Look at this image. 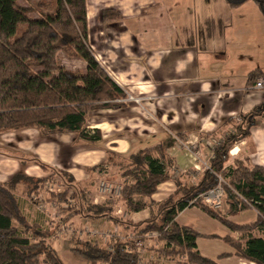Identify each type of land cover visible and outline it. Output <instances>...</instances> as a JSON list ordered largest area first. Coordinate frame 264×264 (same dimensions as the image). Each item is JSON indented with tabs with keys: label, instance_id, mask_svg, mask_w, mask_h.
Instances as JSON below:
<instances>
[{
	"label": "trees",
	"instance_id": "16d2710c",
	"mask_svg": "<svg viewBox=\"0 0 264 264\" xmlns=\"http://www.w3.org/2000/svg\"><path fill=\"white\" fill-rule=\"evenodd\" d=\"M248 1H254L264 15V0H226L231 8ZM30 11L18 0H0V134L38 129L45 136L73 133L86 140H100V131L87 126L90 112L119 107L122 102L115 100L127 94L95 55L89 37L87 0H55L52 12L37 17L31 16ZM101 19L112 23L123 19V15L116 8H105ZM22 24L26 29L17 36ZM62 56L83 60L87 63L86 72L65 66ZM259 74V70L251 72L248 84H255ZM258 116L264 120V104L240 115V119L229 120L231 130L216 144L209 168L204 169L196 182L173 177L170 169L175 164L163 145L129 156L131 162L123 175L133 176L134 182L123 184L121 198L129 212L150 207V217L139 222L113 215V199L100 204L90 201L83 189L49 191L47 185L53 182L56 173L43 177H34L26 171L15 173L0 182V264H67L50 239L76 215L91 220L109 217L127 234L125 239L118 235L103 243L73 239L71 253L83 259L82 264H141L137 242L147 241L155 234L162 243L155 250L157 255L183 256L177 264H223L222 260L231 255L264 264V164L249 165L239 158L230 163L235 144L247 138L261 122ZM38 163L44 169L48 167L41 160ZM59 173L64 176L59 177L60 184H64V178L73 181L65 170ZM219 175L225 181V212L204 204L200 198L219 184ZM167 181H173L177 189L165 201H155L153 195ZM44 189L49 197H35ZM137 196L147 197L148 205L137 201ZM44 202L62 203L60 221H47L39 209L38 220L27 212L28 204L34 208ZM189 206L201 208L233 233L247 232V239H237L233 233L202 234L191 225L180 224L176 217ZM249 208L258 212L253 223L240 224L228 219L229 215ZM199 237L220 239L234 251L216 258L204 256L196 243Z\"/></svg>",
	"mask_w": 264,
	"mask_h": 264
},
{
	"label": "crops",
	"instance_id": "0c3cea01",
	"mask_svg": "<svg viewBox=\"0 0 264 264\" xmlns=\"http://www.w3.org/2000/svg\"><path fill=\"white\" fill-rule=\"evenodd\" d=\"M87 8L95 55L127 96L115 100L122 102L119 107L90 112L87 126L100 131V140L66 133L54 142L32 129L37 134L29 138L31 147L51 166L56 179L60 180L59 169L72 175L73 182H67V187L77 181L88 186L108 172L113 175V169L115 173L120 170L125 182L133 183L134 179L129 180L132 177L123 175L116 159L156 145H163L177 170H202L215 143L231 130L229 120L240 119L264 104V88L248 84V76L255 70H259L258 77H264V15L254 1L231 8L226 0H87ZM105 8L120 10L123 19L104 23L101 11ZM83 68H87L86 62ZM257 119L261 122L235 144L231 159L264 164V120L261 116ZM37 136L41 142L34 141ZM87 190L91 197V190ZM175 190L173 181L161 183L153 199L162 202ZM136 200L147 205L150 201L144 196ZM150 213L147 206L130 212L129 220L139 222ZM38 216L34 218L40 219ZM257 216V210L249 208L228 219L248 224ZM176 221L202 234L233 233L197 206L180 211ZM196 243L207 257L234 251L216 238L199 237ZM222 263L255 264L235 255Z\"/></svg>",
	"mask_w": 264,
	"mask_h": 264
},
{
	"label": "rangeland",
	"instance_id": "374dc122",
	"mask_svg": "<svg viewBox=\"0 0 264 264\" xmlns=\"http://www.w3.org/2000/svg\"><path fill=\"white\" fill-rule=\"evenodd\" d=\"M19 4L22 6L30 7V15L33 17L40 16L41 14L50 13L55 9V0H18ZM26 29V25L22 24L20 25L17 36L21 35L22 32ZM102 43H106L105 41L99 39ZM98 57V56H97ZM101 61H103L102 58L99 57ZM62 63L71 68V69H79L80 72L85 73L86 68H83L84 61L79 58H70L68 56H62L61 59ZM89 120V118H88ZM36 130H20V131H13V132H4L0 134V182H5L8 179H10L15 173L19 171H26L29 175H32L34 177H43L45 175L51 174L53 169H50L49 166L44 169L39 163L38 160L43 161L40 158V155H38L37 150L35 151L31 147L32 141H30L29 138L32 134H37L35 132ZM38 137V136H37ZM34 137V141L39 140V137ZM61 137V135H47V139H52L54 142L57 141ZM43 139V138H40ZM30 141V142H29ZM220 141V140H219ZM217 143H215L216 145ZM118 161V165H121V171L123 170L125 173L128 170V165L131 162L129 157H119L116 159ZM233 162L234 159H231ZM44 162V161H43ZM45 163V162H44ZM120 168V167H119ZM118 168V169H119ZM202 168V167H201ZM49 169L47 172L46 170ZM117 169V168H116ZM117 169V170H118ZM61 169L57 171V174L60 175ZM114 173L113 175H104L99 177V179L89 184V188L87 185H85L83 182L74 183L73 185H70L71 190L80 189V187H84L86 191H89L87 189L91 190V197L89 198L90 201H107L108 199H113L115 202L112 206V213L118 218L124 219L129 221L130 212L121 198V193L119 194L117 191L112 190L110 193H103L100 192V185L103 180H107L108 182L112 183L114 187H117V185L124 184V179L121 177V172L118 170L117 173L115 169L112 170ZM170 172L172 173L173 177H185V179H188V181L196 182L200 174L204 172V170H197L196 168L191 169L186 172H181L177 170V168L172 167L170 169ZM121 177V178H120ZM129 177H133L129 175ZM120 178V179H119ZM133 178H129L131 180ZM64 184H60L58 179H54L53 182L48 186V188L51 190L56 191H62L67 188L66 185H68L67 181L69 179L64 178ZM73 182V181H68ZM176 187V185H175ZM47 188V189H48ZM87 188V189H86ZM177 189V187H176ZM38 194H35V197H41L46 199L49 197L48 192L46 189L41 190V192ZM165 201V200H164ZM205 203V202H203ZM62 203H56V202H44L43 204L39 205V209H41L42 212L45 213L47 216V221H60V218L62 216V212L60 211V206ZM206 204V203H205ZM225 204V202H224ZM207 205V204H206ZM209 206V205H208ZM32 208V207H31ZM29 204L27 205V212L31 213L33 215L32 217H36L38 212L37 208L35 207V211L33 212V208L31 209ZM223 209L226 210V205L223 206ZM222 209V210H223ZM40 211V210H39ZM37 213V214H36ZM43 225V227H45ZM97 229L98 231H106L112 234V237L120 236L122 239H125L127 236L124 229L120 228L119 225L115 223L111 218H101L97 221L89 220L87 218L82 217L81 215H76L74 218H72L67 224H63L62 227L57 231L56 236L50 239V242L55 246V248L59 251L60 255L65 259L67 264H82L84 263V260L78 257H75L70 250V247L72 246V243L75 242L73 239L83 238V239H92V240H98L100 242H104L105 239L102 236H92L91 231ZM237 233V232H235ZM238 233L241 235L239 238L242 240L245 235H247V232L244 231H238ZM155 237V238H153ZM157 235H151V238L149 240H139L137 242L138 247H140L141 250V264H177L180 261L183 260V256H174V257H160L155 252L156 249L160 248L162 246V243L158 241L156 238ZM243 237V238H242ZM95 238V239H94ZM111 238V237H110ZM81 259V260H80Z\"/></svg>",
	"mask_w": 264,
	"mask_h": 264
},
{
	"label": "built area",
	"instance_id": "2783aa9c",
	"mask_svg": "<svg viewBox=\"0 0 264 264\" xmlns=\"http://www.w3.org/2000/svg\"><path fill=\"white\" fill-rule=\"evenodd\" d=\"M254 87L258 88V89L264 88V77L263 76L257 78V80L254 84ZM129 98L132 99L134 97L132 95H129ZM136 100H139V99L136 98ZM188 149L191 152H194L193 147L192 148L188 147ZM232 153H233V151H232ZM206 168H209V161L204 162V164H202V170H204ZM224 182L225 181H224L223 177L221 175H219V184L215 188L210 189L207 192L200 195V198L202 199V201L205 202L207 205L215 208V209H223V206L225 205L224 204V202H225V189L223 186ZM122 188H123L122 185H117V187H114L112 185V183L108 182L107 180H103L101 182L99 189H100L101 194L107 193V192L110 193V191H112L114 189H115V191H117L120 194L122 191ZM91 234H92V236L93 235L94 236H102L104 238H108V236H109V238L112 237V234H110L109 232H106V231L101 232V231H98L97 229L92 230Z\"/></svg>",
	"mask_w": 264,
	"mask_h": 264
}]
</instances>
